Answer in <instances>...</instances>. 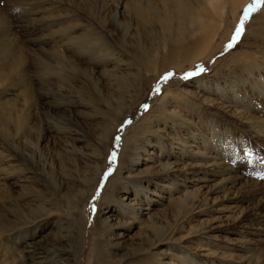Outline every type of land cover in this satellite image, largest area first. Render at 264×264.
I'll return each mask as SVG.
<instances>
[{"label":"bare ground","instance_id":"obj_1","mask_svg":"<svg viewBox=\"0 0 264 264\" xmlns=\"http://www.w3.org/2000/svg\"><path fill=\"white\" fill-rule=\"evenodd\" d=\"M130 1L133 3L131 9L119 4L108 25L94 17L89 18L96 33L94 37L115 43V49L110 53L113 58L108 61L114 60L113 69L104 73L107 82L101 74L106 51L101 41L93 40L94 44L86 49L93 56L88 66L80 68L65 57L56 60L62 66V77L72 83L70 95L50 90L42 96L44 100L50 99L56 110L47 113L45 135L67 132L65 127L71 120L62 115L56 117L58 110L72 112L71 109H75L78 113L93 109V115H87V118L94 122L96 137L91 139L87 151H79L67 144L64 152L79 156L84 164L82 174L58 176L57 170L48 169L53 164L47 167L45 162L36 160L41 149L31 143L35 127L29 117L36 114L37 109L24 79L13 84L16 90L13 106L4 95L0 96V240L3 247L12 246L18 258L5 248L1 256L8 257L11 262L79 264L84 256L89 224L94 229L93 240L98 246L97 250L92 240L90 253L94 256L102 255V248L110 239L129 237L131 233L135 235L128 239L140 244L139 248L130 250L128 258L106 264H206L200 260L214 258L208 248H192L187 244L192 239L203 243L214 241L215 230L232 218L218 206L217 198H209L215 196L217 190L201 186L208 169L212 177L215 176V169L222 159L220 146L214 142V132L204 136L200 131L193 134L188 131V127L193 126L192 121L199 118L189 99L194 103L193 98H197L196 106L200 110L214 106L213 109L225 111L243 124H249L248 119L243 118L234 105L226 106L224 100L231 96L229 87L224 85L201 81L190 89L188 83L173 80L163 86L157 98H153L155 90L151 89L152 83L169 69L183 71L218 54L236 27L238 12L250 0ZM33 6L27 8L33 9ZM76 12L78 10L69 8L51 20L43 12L40 25L62 28L73 22L88 37L87 27L77 24L74 19ZM126 13L129 21L123 23L119 19ZM61 32L59 29L51 33ZM134 40L126 50L127 44ZM239 46L245 49L243 55L248 54L247 57L231 51L214 63L212 72H231L234 68L232 74H248L255 64L264 61V8L251 20L249 31L242 35ZM24 57L22 50L18 54L11 51L6 35L0 32V64L20 63ZM94 66H99L100 71L96 72ZM100 83L103 86L110 84L113 95L103 96L98 90ZM119 96L123 98L121 103ZM215 99L223 103L215 104ZM144 105L148 108L141 113ZM136 117L137 121L132 123ZM122 125L123 132L117 135ZM251 125L253 130L260 127L258 121ZM116 136L121 137L118 146ZM113 151L117 153L115 168L109 166L113 164L109 163ZM110 168L111 173L105 177ZM195 173L197 175L192 176ZM196 183H200L198 188L188 190ZM200 188L207 190L203 193L198 191ZM97 189H100L99 196ZM92 195L99 201L95 218L89 223L86 212ZM188 199L191 200L190 219L201 225L193 232L177 237L176 233L184 229L187 222L185 215L179 214L171 226L161 225L159 221L163 214L156 213L161 212L165 203L173 204L180 212ZM114 221L115 224L109 225ZM48 228L55 229V234L50 233L54 240L43 239L42 234L47 233ZM36 232L41 233L37 236ZM42 239L45 240L43 243H34ZM70 240L73 244L66 249Z\"/></svg>","mask_w":264,"mask_h":264},{"label":"rangeland","instance_id":"obj_2","mask_svg":"<svg viewBox=\"0 0 264 264\" xmlns=\"http://www.w3.org/2000/svg\"><path fill=\"white\" fill-rule=\"evenodd\" d=\"M249 3H251V0L244 8ZM32 4L34 5L33 9L27 8L31 7ZM119 4H125L130 9L133 6L130 0H0V32L6 35V42L14 54H18L20 50L25 53V57L20 63L0 64V96L4 95L9 100L10 106H13L12 99L16 93L13 84L22 78L29 85L32 92V102L37 109L36 114L32 113V116L29 117L30 122L35 127L31 143L34 147L38 145L41 149L35 158L38 161L45 162L47 167L53 164L48 169L57 170L58 176H76V174L80 175L84 172V164L80 161L79 156L69 153L64 154V152L67 144L79 151H87L91 139L96 137L93 133L94 122L87 118V115H93V109L78 111V113L75 109H71L72 112L58 110L59 113L56 117L62 115L71 120V123H68L65 127L67 132L63 135H56L54 132L45 135V124L49 119L47 113L56 110L53 109L51 100H44L42 96L50 90L61 91L63 95H70L72 83L67 78L62 77V66L56 60L59 57H65L80 68L88 66V61L93 59V56L87 53L86 49L94 44L93 40L101 41L103 48H105L106 52H104V55L106 58L101 65V74L107 82V77L104 73L113 69L114 60L112 62L108 61L113 58L110 53L115 49V43L102 40L98 36L94 37L96 33L89 22V18L94 17L99 19L100 23L108 25L109 21L116 15ZM69 8L78 10V12L73 13L74 19L77 24L87 27L89 31L88 37L73 22H69L62 28H58L56 25L44 28L40 25L43 12L48 14L51 20L57 13H63ZM263 8L264 4L257 11L249 14L250 18L245 21L242 35L244 34L245 36L247 31H249L251 20L256 18ZM243 9L238 12L237 16H239V19L237 17L236 26L240 21ZM37 12L38 14L35 15ZM127 15L126 13L119 20L123 21V23H128L129 15ZM142 28L147 27L143 26ZM59 29L62 30L60 34L54 35L51 33ZM242 35L233 47L226 50V45L231 40L230 37L219 53L207 61H201L183 71L169 69L168 72L163 73L160 78L158 77L152 83L151 89L153 91L157 88L159 89L153 95V98H157L163 86L173 82V80H182L184 84L188 83L187 87L190 89H194L195 83L201 81H209L206 82L209 85H224L229 87V96H231L229 100H224L227 103L226 106L234 105L239 108L241 116L247 118L249 122V124H243V121L239 118L237 120L225 111L213 109L214 106L203 107L200 110L196 106L197 98H193L194 103L189 99V103L193 104L195 114L199 118L192 121L193 126L188 127V131L192 134L200 131L204 136H209L214 132V135H216L214 142H217L220 146L219 156L222 159L221 165L215 169V176L212 177L208 169L203 176L205 181L201 183V186L205 185L207 189L215 188L217 194L209 198H217L219 201L218 206L234 219L231 218L230 221L220 224L219 229L215 230L216 232L214 233V235L216 234V239L212 242L203 243L196 239L188 241L187 244L192 246V248L201 246L213 252L214 258L207 261L200 260L206 264H264V96H262L264 95V68H262L264 61L261 60L255 64L254 69L251 68L248 74L243 72H234L232 74L234 68H231V72L222 70L212 72L214 63L231 51H236L239 55L244 54L245 49L239 46ZM134 42L135 40L127 44L126 50H129ZM80 44L82 45L80 46ZM244 46L246 48V45ZM247 56L248 54H245L242 57ZM196 66H202L205 71L188 79L182 78L185 73L196 70ZM94 70L99 72V66H94ZM168 73L173 75L165 81L163 77ZM214 73H216V76ZM98 90L102 92L103 96L106 94L113 95L114 93L110 84L103 86L100 83ZM119 97L118 102L121 103L123 98ZM124 100L127 99L124 98ZM214 103H223V101L215 99ZM144 110L145 108H141V113ZM80 112L85 113L81 114ZM135 121H137V117L132 123ZM257 121L260 127L257 130H253L251 124ZM198 122H201V124ZM122 132L123 129L118 131L117 135ZM41 135H45L43 139L40 138ZM76 140H81V142ZM189 141L193 142V138L189 137ZM245 152L249 154L247 158H245ZM116 165L117 163L114 162L109 166L115 168ZM194 175L197 174H192V176ZM199 185L200 183L192 184L188 190H195ZM149 187L152 188L150 185ZM207 189L200 188L198 191L201 190L205 193ZM154 190L156 191V189ZM191 195H189V199ZM93 197L96 198L93 199ZM189 199L185 208L181 209L180 212L175 210L173 204L165 203L160 208L161 212L156 213L163 214V218L159 221L161 225L170 224L171 226L175 223L179 214L185 215L187 222L184 223V229L176 233L177 237H181L186 232H193L201 225L196 220L190 219L188 207L191 200ZM98 201L96 195H92L88 201L86 214H89V223L95 218ZM93 206L95 211H92ZM202 219H205V217ZM115 222H111L109 225L115 224ZM86 230L85 235L86 240H88L83 250L84 256L79 264L114 263L128 258L131 249L140 247L137 241L128 239L135 235V233H131L132 235L129 237L110 239L108 243L104 244L102 255L94 256L90 253L94 229L89 224ZM41 232H36L37 236ZM44 233L42 234L43 239L54 240L51 234H55V229L48 228L47 233ZM43 239L41 242L37 240L34 243H43L45 241ZM72 244L70 240L65 245V248L68 249ZM93 244L98 250L96 240H93ZM4 248L15 259L18 258L13 247L9 245L3 247L0 240V264H16V262H11L8 257L1 256V251ZM182 252L187 253L185 250H182Z\"/></svg>","mask_w":264,"mask_h":264},{"label":"snow or ice","instance_id":"obj_3","mask_svg":"<svg viewBox=\"0 0 264 264\" xmlns=\"http://www.w3.org/2000/svg\"><path fill=\"white\" fill-rule=\"evenodd\" d=\"M264 4V0H251V3H249L244 9H243V13H242V16L240 18V21L239 23L237 24V26L235 27V30H234V33L231 37V40L230 42L226 45V50L233 47V45L237 42V40L239 39V37L242 35L243 31H244V24H245V21H247L250 17H249V14L251 12H255L257 11L260 6ZM205 69L202 67V66H196V70L194 71H191V72H187L184 74V76L182 77L183 79H188L189 77H192V76H196V75H199L200 73L204 72ZM173 74L172 73H168L166 74L163 79L166 81L168 80L169 78H171ZM155 91H159V89H155ZM145 108V110H147L148 106L147 105H144L143 106ZM125 123H130V121H126ZM123 129V125L121 126V129H119L118 131H121ZM121 140V137L120 136H116L115 137V141H116V144L117 146L119 145V142ZM248 153L245 152V158L248 157ZM116 156H117V153L115 151H113L110 156H109V163H114L115 160H116ZM112 169L110 168L108 170V172L105 173V177H107L110 173H111ZM100 194V189H97V196H99ZM96 197H93V199H95ZM92 211H95V208L94 206L92 207Z\"/></svg>","mask_w":264,"mask_h":264}]
</instances>
